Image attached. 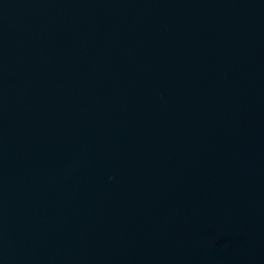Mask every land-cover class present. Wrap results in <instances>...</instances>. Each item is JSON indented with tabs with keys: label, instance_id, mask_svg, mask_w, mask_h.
I'll return each instance as SVG.
<instances>
[{
	"label": "water",
	"instance_id": "1",
	"mask_svg": "<svg viewBox=\"0 0 264 264\" xmlns=\"http://www.w3.org/2000/svg\"><path fill=\"white\" fill-rule=\"evenodd\" d=\"M0 264H264V0H0Z\"/></svg>",
	"mask_w": 264,
	"mask_h": 264
}]
</instances>
